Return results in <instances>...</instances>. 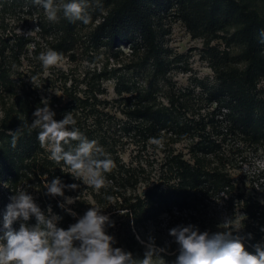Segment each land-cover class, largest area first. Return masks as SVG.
I'll return each instance as SVG.
<instances>
[{"label":"trees","instance_id":"16d2710c","mask_svg":"<svg viewBox=\"0 0 264 264\" xmlns=\"http://www.w3.org/2000/svg\"><path fill=\"white\" fill-rule=\"evenodd\" d=\"M100 2L104 14L89 9L92 22L84 25L62 13L58 22H49L32 0H0L4 207L17 189L27 187L41 210L47 214L50 205L62 217L57 226L67 230L90 207L100 206L114 221L107 234L134 256L143 247L137 234L164 212L226 197L244 214L233 236L255 254V245L264 246V194L241 190L232 170L248 155L264 153V0ZM32 19L40 31L29 37L23 29ZM176 23L201 40L195 48L211 73L198 75L190 53L170 43ZM44 45L62 53L68 67L57 65L45 73L36 59ZM179 72L189 73L187 83L176 78ZM42 98L50 101L58 121L72 112L75 126L114 161L105 174L111 182L107 190L95 191L74 179L63 162L49 160L35 131L25 130L11 147L8 131L31 123ZM151 138L160 139L162 147ZM57 177L79 185L64 189L65 196L80 197L68 205L76 217L58 206L63 197L46 194L44 183ZM260 185L263 190L264 182ZM105 196H112L114 205ZM21 222H13L12 230L18 231ZM26 223L34 226L35 217Z\"/></svg>","mask_w":264,"mask_h":264},{"label":"clouds","instance_id":"9594fccd","mask_svg":"<svg viewBox=\"0 0 264 264\" xmlns=\"http://www.w3.org/2000/svg\"><path fill=\"white\" fill-rule=\"evenodd\" d=\"M32 2L44 9L49 22H58L62 13L63 18L71 23L79 21L88 25L92 22L89 9H99L104 14L100 0H95L94 4L90 0ZM38 31L39 27L27 35L30 37ZM18 32L22 34L19 29ZM260 35L261 43H264V30ZM43 47L45 50L36 59L47 73L50 68L60 64L63 55L46 45ZM36 79L35 76L30 77L33 85ZM32 115L31 123L24 121L17 130L8 131L11 147H16L25 130L29 134L35 131L40 147L49 152V160L57 164L63 162L74 179L82 180L95 191L99 192L102 188L107 190L111 182L105 174L115 167L114 161L96 140H89L75 126L77 121L72 112L64 114L63 119L58 121L54 118L56 113L50 108V101L42 98ZM72 142H76L75 147H71ZM150 142L162 147L160 139L151 138ZM65 146H68L67 150ZM78 187L75 183H62L59 177L44 183L47 195L63 197L64 202L58 206L72 217L77 214L68 205L74 204L80 197L65 196L64 189L76 190ZM104 199L114 205L112 196H105ZM10 200L3 216V229L6 231L0 235V264H167L161 254H168V245L157 247L152 236L146 242L140 241L145 248L143 258H135L131 252L113 247L115 238L107 234L106 228L114 227V221L102 214L103 208L100 206L90 207L65 230L57 226L62 217L54 214L50 205L45 214L27 187L17 189ZM261 203L264 204V200ZM119 211L120 215H131L129 211ZM32 217H35L36 223L29 226L26 222ZM15 221H22L18 231L12 230ZM218 228L222 230L215 233L201 232L193 224L171 228L168 234L178 246V255L171 264H264V246L255 245V254H251L245 250L241 239L233 236V231L241 228L235 219L226 218Z\"/></svg>","mask_w":264,"mask_h":264},{"label":"rangeland","instance_id":"374dc122","mask_svg":"<svg viewBox=\"0 0 264 264\" xmlns=\"http://www.w3.org/2000/svg\"><path fill=\"white\" fill-rule=\"evenodd\" d=\"M37 28L36 19H32L30 24L23 30L28 32ZM170 43L180 52H189L191 56L192 66L196 73L200 76L211 73V69L205 62L200 59L198 50L195 47L201 46V40L195 39L191 34L180 24L174 25L173 32L170 36ZM59 66H67L66 59H62ZM189 73L179 72L176 74V78L179 82L185 84L188 81ZM110 96L114 95L113 84L108 83ZM124 158L129 159V152L124 153ZM264 153L250 154L242 164V167L232 170V174L239 185L241 190H245L246 193L258 192V194H264V189L261 190L260 183L264 182ZM0 185V235L6 231L3 229V216L7 211L4 207L2 200V188ZM241 210L236 207H230L227 203V198L214 197L207 199L205 202H200L196 205L186 206L184 208L174 207L172 212H164L157 221L148 223L146 230L137 234L139 241H147L149 236L154 237L157 247H165L168 245V254H161L166 260L167 264H171L175 260L178 252L176 251L178 246L174 243L173 238L169 236V230L177 225L193 224L198 226L201 232L208 231L209 233H215L221 231L218 225L223 223L226 218L235 219L239 224L240 219L243 217ZM116 241V239H115ZM6 243V241H5ZM143 245V244H142ZM113 247L123 246L115 243ZM125 250V249H124ZM145 252L144 245L142 248H138L135 251V258H143Z\"/></svg>","mask_w":264,"mask_h":264}]
</instances>
